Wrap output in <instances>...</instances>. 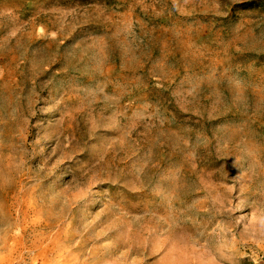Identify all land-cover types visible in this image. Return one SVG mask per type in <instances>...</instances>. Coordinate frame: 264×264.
Here are the masks:
<instances>
[{
  "label": "rangeland",
  "instance_id": "1",
  "mask_svg": "<svg viewBox=\"0 0 264 264\" xmlns=\"http://www.w3.org/2000/svg\"><path fill=\"white\" fill-rule=\"evenodd\" d=\"M0 264H264V0H0Z\"/></svg>",
  "mask_w": 264,
  "mask_h": 264
}]
</instances>
